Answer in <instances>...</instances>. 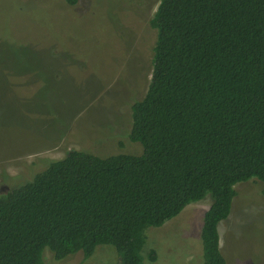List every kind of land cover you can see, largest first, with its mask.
<instances>
[{
  "label": "trees",
  "instance_id": "obj_1",
  "mask_svg": "<svg viewBox=\"0 0 264 264\" xmlns=\"http://www.w3.org/2000/svg\"><path fill=\"white\" fill-rule=\"evenodd\" d=\"M151 25L153 71L129 135L143 154L73 149L0 190V264H45L46 250L89 260L102 245L110 264H145L146 230L207 196L204 264H228L220 224L235 187L264 183V0H161Z\"/></svg>",
  "mask_w": 264,
  "mask_h": 264
},
{
  "label": "rangeland",
  "instance_id": "obj_2",
  "mask_svg": "<svg viewBox=\"0 0 264 264\" xmlns=\"http://www.w3.org/2000/svg\"><path fill=\"white\" fill-rule=\"evenodd\" d=\"M161 0H0V190L31 179L41 159L70 150L100 157L141 155L129 138L135 104L147 94ZM42 161V160H41ZM229 218L220 224L228 264H264V183L235 187ZM207 196L160 228L146 230L145 264H204ZM111 246L92 259L45 264H110ZM155 250L156 262L150 260Z\"/></svg>",
  "mask_w": 264,
  "mask_h": 264
},
{
  "label": "crops",
  "instance_id": "obj_3",
  "mask_svg": "<svg viewBox=\"0 0 264 264\" xmlns=\"http://www.w3.org/2000/svg\"><path fill=\"white\" fill-rule=\"evenodd\" d=\"M208 210H209V209H208ZM208 210H207V211H208ZM221 250H222V246H221Z\"/></svg>",
  "mask_w": 264,
  "mask_h": 264
}]
</instances>
